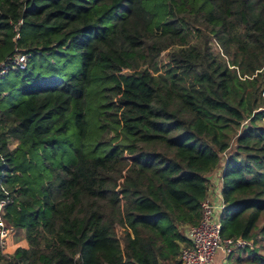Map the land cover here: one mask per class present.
<instances>
[{"label": "trees", "instance_id": "obj_1", "mask_svg": "<svg viewBox=\"0 0 264 264\" xmlns=\"http://www.w3.org/2000/svg\"><path fill=\"white\" fill-rule=\"evenodd\" d=\"M36 49L80 71L0 91V264H181L219 170L225 264H264V0H0V61Z\"/></svg>", "mask_w": 264, "mask_h": 264}, {"label": "built area", "instance_id": "obj_2", "mask_svg": "<svg viewBox=\"0 0 264 264\" xmlns=\"http://www.w3.org/2000/svg\"><path fill=\"white\" fill-rule=\"evenodd\" d=\"M21 20L15 26L18 29ZM16 39L19 38L18 33ZM34 51H18L7 56L0 61V79L6 77L11 71L24 69L28 65V60ZM226 154L224 153L221 162L225 163ZM210 188L207 197L200 203L201 219L198 224L186 228L185 236L188 240L187 245L180 248L178 259L181 264H213L215 256L221 252L225 258L237 247H245L251 243L243 238L222 237L220 216L225 207L222 189L221 170L210 176ZM11 202L10 198L0 199V253H8V241L15 230L5 219L7 205Z\"/></svg>", "mask_w": 264, "mask_h": 264}, {"label": "rangeland", "instance_id": "obj_3", "mask_svg": "<svg viewBox=\"0 0 264 264\" xmlns=\"http://www.w3.org/2000/svg\"><path fill=\"white\" fill-rule=\"evenodd\" d=\"M80 61V52L75 50H68L67 52H63L61 54L54 52L52 55L43 54L34 56L29 60L27 69L33 78L28 79L27 82L29 84L35 82L34 77L37 75H40L44 79L52 78L54 76L68 77L77 75L80 71ZM20 78L21 77L18 73L12 71L5 78L0 79V91H7L9 88L20 85ZM15 95L16 101L23 98V95H21L19 91H16ZM11 146L13 147V144H11ZM23 236L24 235L21 230L15 229L8 241V251L21 243Z\"/></svg>", "mask_w": 264, "mask_h": 264}, {"label": "crops", "instance_id": "obj_4", "mask_svg": "<svg viewBox=\"0 0 264 264\" xmlns=\"http://www.w3.org/2000/svg\"><path fill=\"white\" fill-rule=\"evenodd\" d=\"M226 261H227V258H225L221 252H219V253L215 256V259H214L213 264H225Z\"/></svg>", "mask_w": 264, "mask_h": 264}, {"label": "water", "instance_id": "obj_5", "mask_svg": "<svg viewBox=\"0 0 264 264\" xmlns=\"http://www.w3.org/2000/svg\"><path fill=\"white\" fill-rule=\"evenodd\" d=\"M159 263L161 264V261L159 260Z\"/></svg>", "mask_w": 264, "mask_h": 264}]
</instances>
